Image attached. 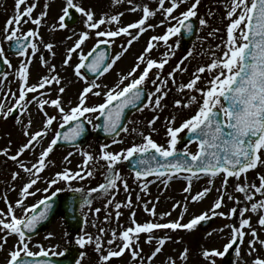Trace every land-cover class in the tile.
<instances>
[{
    "label": "snow or ice",
    "instance_id": "obj_1",
    "mask_svg": "<svg viewBox=\"0 0 264 264\" xmlns=\"http://www.w3.org/2000/svg\"><path fill=\"white\" fill-rule=\"evenodd\" d=\"M120 0H117L119 3ZM186 0H170V6L165 7V0H158V8L163 11L166 20L169 23L167 31L163 35H156L150 37L148 44L139 57H137L138 63L127 73L122 75L120 83L114 88L104 92L105 100L98 105L89 106L87 103L89 94L100 96V91H93L94 89H100L102 86L95 81L88 83L83 88L79 95V102L75 106L65 108L62 103L61 95L65 92V87H59L58 95L56 99H38L35 95L38 89H45L46 85H52L53 83L60 84L61 77L59 73H56V66L50 65V72L54 73L50 76H44L36 84L29 83V65L31 60L22 62L19 66L17 75L20 77L23 87L19 89V97L16 100L14 107H9L7 111L4 110V105L0 104V114L7 117L12 113L16 107L21 109L25 108V105L31 101L27 100L28 93H33V100H36L39 107L43 109L46 105L51 104L58 110L60 118V127L69 124V122L75 121V126L70 128L69 131L61 133L55 132L53 138L48 144L47 148L41 151L37 163L32 167H28L23 160H18L26 150H32L35 147L34 142L39 143L48 134V129L53 125L54 121H57L56 115H48L45 113L46 122L43 130H37L35 133L25 131V135L29 137L27 143L23 144L16 154L10 158L19 164L20 169L29 173L31 177L27 183H25L21 189L20 196L15 201V205L11 202L7 203L8 211L5 213L0 209V250H2L7 244L8 238L11 235L16 236V242L13 245V250L9 253V258L5 264H52L48 259H35V257H47L50 254L49 249H45L40 245L39 252H33L29 244L31 242L30 232L34 231L37 225L47 218L51 204L48 203L51 200L50 196H44L36 204L26 205L25 200L29 196H34L36 192L41 191L39 188L32 189L37 184L38 180L43 179L38 174L42 172L46 167V158L53 151L54 146L57 145L61 139L65 141H75L85 131L84 121L81 117H85L88 123H91V119L86 117V113H99V116L105 117L103 128L105 132L115 133L119 135L118 129L121 128V121L124 116V111L129 106L135 107L144 96V90L141 87L149 77L150 71L155 67L158 70H162L165 64L168 63L167 59L157 60L153 58L145 59V54H150L159 42L168 44L169 39L181 33L182 29H186L188 33L193 31V25L190 22V18L197 16V6L200 0H195L191 7L181 12L179 16L172 15L175 10L180 7V4L185 3ZM131 4L132 0H128ZM21 5L25 7L21 11ZM36 3L28 4L27 0H16V13L15 15L6 21L5 25V39L12 43V46L17 50V53L21 56H28L29 45L25 43L29 37L35 38L39 35V30H28L26 34L18 35L23 22L27 19H32V22L36 25L42 23L43 17L47 15L42 11L36 18H32L33 10L36 8ZM47 7V5H45ZM140 8L139 5L134 7L132 11H136ZM70 9H75L79 13L86 17L85 24L88 30L81 32L77 41L73 47L67 49L66 58L64 59V65H70L73 53L81 49V46L87 41L91 35L90 30H95V37L98 38L96 47L100 44H112L114 38L126 35L130 37L127 40V45L130 47L134 41H138L140 35L148 31V29L155 28L156 25L146 23L149 18L156 15V10L150 9L148 6L142 7V17L132 23H128L126 26L121 25V17L123 13L104 15L100 19L94 18V12L86 10L84 7L79 6L78 3H74V0H66V6L62 9V15L58 18V24L53 27L65 28L67 27L66 18L71 16ZM238 12V15H237ZM227 16L231 22L227 26V41L224 44V50L219 57L213 53V60L210 64L197 68L196 74L186 84H180L181 91L185 89L189 91L199 92L203 97L202 103L197 101L196 96H190L187 103L182 100H176L175 105L180 107H191L193 103H200L199 108L194 115L184 120L179 127L171 126L175 122V117H172L169 121V127L167 129V135L169 137L167 146L158 143L153 139L151 133L143 135V143L133 144L131 147L121 149L119 152L107 151L108 145H104L105 151L102 153V158L106 161L107 172L105 173V182L98 185V187L88 190L89 196L91 193H109L110 190H116L123 185L124 189L128 190V183L124 180L117 170V165L121 161H129L131 158L139 157L135 159V178L136 180H143V190H147L148 184L153 182L147 178L155 176L157 179L163 178L165 181H170L173 176L180 173H188L186 177L188 186L184 189L185 192H191V184L193 178L199 179V174L209 177V184H214L215 178L218 175H223L222 188H226L229 177H235L239 180L242 174L246 175L250 170L256 169L258 166L264 167V0H232L231 8L227 12ZM235 18L233 19L232 17ZM175 20V24H171V21ZM116 24L115 30L105 28L101 30V26ZM161 24L165 21H161ZM201 25L206 23V20L201 19L199 21ZM134 30V31H130ZM135 32V34H134ZM75 34V33H74ZM155 42V43H154ZM32 54L39 50L36 42H32L31 45ZM45 47L49 50L54 48L52 43H48ZM178 47V44H177ZM220 48V45H217ZM128 48L116 54L109 60L107 51H101L96 55L89 63L85 64L89 56L95 51L89 52L87 55L81 52L79 53V63L74 66V72L77 76L87 81V77L81 72V69L87 68L93 73H99L103 75L108 72L121 56L127 52ZM54 55V53H53ZM168 55H174V53H165ZM191 55V53H189ZM0 56H5V49L0 45ZM187 58V57H186ZM185 58V59H186ZM43 60V57H41ZM5 62L10 64V61L5 56ZM47 65V61H44ZM181 64L183 61L180 62ZM141 64L146 66L140 75L126 84L123 88L120 84H123L125 80L137 72ZM186 71L181 69L180 65H177L176 70L170 72L168 77H161L159 71L156 74V79L151 82L157 85L155 92L148 98V104L144 107L154 104L156 107L161 106V101L168 95L165 90L168 78H171L175 82V72ZM215 73L211 79L207 81L206 88L198 87V81L202 79V74L205 72ZM5 77L8 73L3 74ZM159 81V83H158ZM50 90V89H49ZM15 96V93H12ZM44 93H40L43 97ZM152 97H155L153 100ZM24 102L21 104L20 102ZM113 102H116L115 104ZM149 121L150 125L155 124V120ZM31 121H29V125ZM96 127H99L97 125ZM127 132L125 127L122 129ZM187 130L188 143L193 141L197 142L198 149L195 152L189 150L188 147H184L182 150L178 149L177 145L180 141L179 134ZM132 131H137L132 129ZM120 141L113 140V143ZM4 154H8V150H3ZM71 155V153H69ZM85 159L83 161V167L79 171H73L70 168H66L63 171L57 172L55 178L48 180L49 187L56 185L59 181L71 182L73 180H83L85 175L91 177L93 175L92 170H88L85 175H81V172L88 167L89 162L95 163L96 158L90 153H83ZM67 159V158H65ZM35 169V172L33 171ZM19 173L13 174V179H16ZM119 182V183H118ZM236 190L244 193L245 198L248 201H252L257 193L264 196V174L259 175V185H249L247 183L236 185ZM44 192L48 191V188L43 189ZM59 191V189H57ZM77 192L84 191L83 189H75ZM212 191V188L205 187L202 191L197 192L191 196V200L199 202L204 199L207 194ZM56 192L52 193L55 196ZM139 200V196L137 197ZM158 199V198H157ZM229 200H235L233 196L228 197ZM91 199L85 198V204H91ZM109 204L113 201L109 200ZM43 206L41 210L40 206ZM224 205V193L215 200L212 209L203 212L200 215H195L188 222H182L184 213L187 212V205L174 204L175 209L178 206L184 208V212L176 220H169L161 223L159 221H147L139 223L135 219V211L132 212L130 221L131 226L125 228L123 231L117 234L115 229L111 230V239L107 241L108 245H114L117 240L121 241L120 245H116L119 250H113L109 248L107 254H103V248L105 241L101 235L93 237L85 233L76 237V241L80 246L93 245L95 251L100 254V259L104 262H109L111 258L120 257L125 250L131 252L133 258L140 257L142 249L133 247V244H139L140 234L147 235V241L151 243L154 239L157 241L158 246L154 249L149 259H154L158 253L162 251V247L168 240H171V236H164L158 238L155 234V230H192L197 227L202 221H207L212 216H220L231 218L232 216H239L236 225H225V227H231L232 232L229 242L224 246L223 251L219 249H205L202 255L209 260V264H216L214 257H224L230 250H233L237 255L240 254L241 249L234 247L238 243H243V239L246 235L244 229L247 226L251 229L253 239L249 241V254L255 251V244L257 242L256 229L251 227V220L244 217V213L248 211L258 212L264 209V200L257 201L251 204L250 209L244 207L242 211H238L237 207H232L226 213L224 211H217ZM121 203H115V208L119 210ZM133 202L129 196L127 200V207L131 208ZM144 209L149 212L153 217L157 216L155 205L151 208L147 203H144ZM16 208L23 210L22 216L16 215ZM100 209H95L96 213H99ZM117 217L120 212L117 211ZM161 217L170 216L171 212L160 214ZM10 217V219H9ZM109 219V216H105V220ZM258 223L264 226V215H261ZM104 228H100L99 232L105 233ZM211 233H209L210 235ZM49 236L52 233L48 234ZM182 239V238H181ZM264 245V240L260 241ZM52 255H63V253L52 252ZM189 256V249L184 248L181 253V258L187 260ZM83 258V254L81 255ZM76 264H80L79 261ZM140 264H144L141 259ZM168 264H176L174 259H169ZM253 264H264V258L257 257Z\"/></svg>",
    "mask_w": 264,
    "mask_h": 264
},
{
    "label": "rangeland",
    "instance_id": "obj_2",
    "mask_svg": "<svg viewBox=\"0 0 264 264\" xmlns=\"http://www.w3.org/2000/svg\"><path fill=\"white\" fill-rule=\"evenodd\" d=\"M36 3V8L33 10L32 18H36L42 11L46 12L47 15L43 17L42 23L36 25L32 22V19H27L21 25L20 32L18 35L26 34L28 30L38 29L39 35L32 38V42H36L39 50L32 54V50H28V56H11L6 54L8 40L5 39V25L6 21L12 18L15 13L16 0H0V45L5 49V56L10 61V64L6 63L4 75L0 77V104L4 105V110L7 111L9 107H14L16 100L19 97V89L23 87L20 77L17 75L19 66L22 62L31 60L29 65V83L36 84L42 77L50 76L54 73L50 72V65L56 66V73H59L61 77V83L58 85L53 83L52 85H46L45 89H38L35 94L38 99H56L59 87H65V92L61 95L63 106L67 109L70 106H75L79 100V95L84 87L88 83L95 81L102 87L100 89H94L93 91H100V96L89 94L87 103L89 106L98 105L105 100L104 92L114 88L120 83L122 75H125V69L128 73L133 68L134 61H138L139 57L148 44L150 37L156 35H163L167 31L169 26L163 11L158 8V0H132L129 4L128 0H74V3H78L79 6L84 7L86 10L94 12V18L100 19L104 15H113L123 13L121 17V25L126 26L128 23L139 20L142 15V7L148 6L150 9L156 10V15L149 18L146 22L148 24L156 25L155 28L148 29L145 33L140 35L138 41H134L130 47L127 45V40L130 38L126 35L114 38V43L111 44L114 57L120 53L123 48L127 47L128 50L121 58L116 62L113 72L95 80L85 81L80 76H77L74 72V64L79 59V53L81 50L84 54H87L93 47L94 44L98 43V38L95 37V30H90L91 35L87 41L78 49L77 52L73 53L70 65H64L63 61L66 58L67 49L73 47L78 39L81 32L88 30L85 24L86 17L79 13V21L71 27H65L63 29L53 27L58 24V18L62 9L66 6V0H27L28 4ZM195 0H186L185 3L180 4V7L173 12L172 15L179 16V14L189 7ZM232 0H200L197 6V16L194 17L198 20L199 30L195 40L186 49H182L183 40L180 34L172 36L168 44L165 45L163 42H159L157 47L150 53L145 54V59L153 58L159 60L167 59L168 63L162 70H158L155 67L150 71L149 77L146 82L142 85L146 87L149 97L157 85L152 84V80L156 79V74L159 71L160 76L168 77L170 72L176 70L177 65H180L181 69L186 71L175 72V82L171 78H168L165 90L168 95L161 101V106L156 107L154 104L148 107H143L141 110L135 112L128 119L127 125L125 126L128 131H121L119 135L111 139L99 140L96 137H90L84 145H79L71 148H57L54 146L53 151L46 158L47 167L40 172L38 175L43 179L38 180L37 184L32 189H41L36 192L34 196H29L25 200L26 205H32L36 203L39 198L49 195L50 193L59 189L60 191H75V189H83L84 191L78 192L84 198L91 199V204H84L81 207V211L86 218L85 228L78 233L77 236L84 235L85 233L92 235L93 237L101 235L104 243L103 254H107L109 248L113 250H119L116 245H120L121 241L117 240L114 245H108L107 241L111 239V230L115 229L117 234L123 231L125 228L131 226L130 217L133 211H135V219L139 223L147 221H159L161 223L169 220H176L184 208L181 206L173 208L174 204H186L187 212L184 213L183 221L188 222L195 215H200L203 212L212 209L215 200L224 193V205L217 211L228 212L232 207H237L238 211H242L244 207L250 209L251 204L260 200H264V196L257 193L252 201H248L245 198V194L236 190L238 183L249 185H259V175L264 174V167L258 166L254 170H250L246 175L242 174L237 180L235 177L228 178V184L226 188H222L223 175H218L215 178L214 184H209V177L199 174V179L193 178L191 184V192H185L184 189L188 186L186 177L190 174L180 173L173 176L170 181H165L163 178L157 179L155 176H150L147 179L153 181L148 184L147 190H143V180H136L134 172L125 170L121 161L117 165V170L120 172L122 178L128 183V190L126 191L122 184L116 190H110L109 193H91L89 196L88 190L91 188L98 187L99 184L105 182V173L107 172L106 161L102 158V153L105 151L104 145H108L107 151L119 152L121 149L131 147L133 144L143 143V133L147 135L151 133L154 140L158 143L167 146L169 139L167 135V129L169 127V121L172 117H175V122L171 126L179 127V125L190 116L194 115L197 109L202 103L203 97L199 92L189 91L185 89L181 91L180 84L188 83L196 74L197 68L208 65L213 60V53L216 57L222 55L224 50V44L227 41V26L231 22L227 16V12L231 8ZM47 5V7H45ZM137 5L140 6L136 11H132ZM170 6V0H165V7ZM25 6L21 5V11ZM238 15V12H237ZM233 19L235 18L232 17ZM201 19L206 20V23L201 25L199 21ZM161 21L165 23L161 24ZM176 21L172 20L171 24H175ZM110 28L115 30L116 24L101 26V30ZM134 31V30H130ZM75 33V34H74ZM135 34V32H134ZM31 42V43H32ZM52 43L54 48L49 50L45 47L46 44ZM155 43V42H154ZM178 44V47H177ZM31 45V44H30ZM220 45V48H217ZM54 53V55H53ZM165 53H174V55H164ZM191 53V55H189ZM41 55V56H40ZM5 56H3L5 58ZM43 57V60L41 59ZM187 57V58H186ZM186 58V59H185ZM183 61L181 64L180 62ZM47 61V65L44 63ZM123 65L124 68H123ZM145 64H141V67L137 72L125 80L120 87L123 88L128 84L131 79L136 78L140 75ZM120 70V71H119ZM111 71V70H110ZM109 71V72H110ZM119 71V72H118ZM193 74V75H192ZM215 73L205 72L202 74V79L198 81V87L206 88L207 81ZM159 83V81H158ZM50 89V90H49ZM15 93V96L12 95ZM40 93H44L43 97ZM33 93H28L27 100L31 101L25 105L24 109L19 108L18 117H5L0 114V209L5 213L8 211L7 203L11 202L15 205V201L20 196L21 187L28 182L31 175L22 169L19 164L13 161L10 157L17 153L18 149L25 143H27L29 137L25 135V131L35 133L37 130H43L46 117L48 115H56L57 121L53 122V125L48 129L47 136L39 143L34 142L35 147L32 150H26L18 160H23L28 167H32L33 164L37 163L41 151L47 148L58 127H60V118L58 110L51 104L46 105L41 109L36 100H33ZM103 95V97H102ZM190 96H196L197 101L200 103H193L191 107H180L175 105L176 100H182L185 103L188 102ZM154 100L155 97H152ZM24 104V102H20ZM148 104V103H147ZM99 113H86L85 116L91 119V130L96 128V120ZM158 117L155 120V124L150 125L149 121ZM85 119V117H83ZM29 121L31 124L29 125ZM136 129L137 131H132ZM187 130L181 132V137ZM120 141L113 143V140ZM184 147H188L190 151L195 152L198 149L197 142L186 144ZM7 149L8 154L5 155L3 150ZM90 153L95 158V163L89 162L87 168L81 172V175H85L88 170L93 171V175L88 177L85 175L83 180H73L71 182L59 181L56 185L49 187L48 180L55 178L57 172L63 171L66 168H70L73 171H79L83 167V161L85 159L83 153ZM71 153V155H69ZM67 158V159H65ZM35 172V169H33ZM19 173L16 179H13L14 173ZM119 183V182H118ZM205 187L212 188L207 196L195 202L191 200V196L197 192L202 191ZM48 188L47 192L43 189ZM77 192V191H75ZM131 197L133 206L127 207V200ZM139 196V200L137 197ZM233 196L235 200H229L228 197ZM158 198V199H157ZM112 200L113 203L109 204L108 201ZM121 203V208L117 210L115 203ZM144 203L148 204L151 208L155 205L157 216L153 217L149 212L144 209ZM99 208V213L95 212V209ZM117 211L120 212L117 217ZM171 212L170 216L161 217L160 214ZM23 210L21 208L16 209V215L22 216ZM108 215L109 219L105 220V216ZM261 215H264V209L258 212L248 211L244 213L245 218L251 220V227L256 229L257 242L255 244V251L249 254V241L253 239L251 229L247 226L244 231L246 233L243 243L239 244L241 249L240 254L237 255L233 250L231 252V264H253V261L257 258H264V245L260 241L264 240V226H261L258 221ZM240 217L232 216L231 218L212 216L208 226L200 228L199 225L192 230H166L160 231L155 230V234L158 238L164 236H171V240H168L162 247V251L156 255L154 259H149L154 249L158 246L157 241L154 239L151 243L147 241L146 234H140L139 244H133L134 248L142 249L140 257L133 258L131 252L125 250L120 257L111 258L110 264H140V260L144 261V264H168L169 259H174L176 264H209V260L206 259L202 252L205 249H219L223 251L224 246L229 242L232 228L225 227V225H236ZM10 219V217H9ZM54 226L49 228L42 235L36 236L32 239L31 245L32 250L39 249L38 244L40 243L44 248L50 250V252L60 253L68 247L70 242L76 243V237H70L63 223V218H59L53 223ZM104 228L105 233H100L99 229ZM52 233L51 236L48 234ZM209 233H211L209 235ZM0 233V236H3ZM182 238V239H181ZM16 236L11 235L8 238L7 244L0 250V262L5 261L9 257V253L13 250V245L16 242ZM2 242V241H0ZM48 245V247H46ZM80 246V245H79ZM83 254V258H79L80 264H109L100 259V254L95 251V246L85 245L80 246ZM184 248L189 249V256L187 260L181 258V253ZM216 264H223L222 257H214Z\"/></svg>",
    "mask_w": 264,
    "mask_h": 264
},
{
    "label": "water",
    "instance_id": "obj_3",
    "mask_svg": "<svg viewBox=\"0 0 264 264\" xmlns=\"http://www.w3.org/2000/svg\"><path fill=\"white\" fill-rule=\"evenodd\" d=\"M73 14H75V17L77 16V13L75 12V10L73 11ZM68 19H70V17H68ZM68 23H72V21H68ZM195 33H196V22L194 21L193 31L188 34V38L186 39V42L191 41L193 39ZM25 43L27 44V41H25ZM101 51H107V53H109V51H110L109 45L100 44L99 47H95V51L92 53V55H98ZM87 62H88V60L86 61V63ZM105 63H107V61H105ZM89 74L91 76L100 75L99 73H93V72H89ZM143 90H144V96L141 98V101L135 107L129 106L128 108L125 109L124 116H123L122 121H121V128L118 129V132L124 128L130 114L135 112L136 110H138L147 101V93H146L145 89H143ZM115 103L116 102H114V104ZM104 121H105V117L99 116V123H98L99 127H98L95 135L100 136L101 138H103L105 136L115 135V133L105 132V130L103 128ZM64 131L65 130H63L62 132H64ZM88 136H89V130L87 132H85L82 137L79 136L80 138H77L76 142L79 141V143H84ZM181 141H182V143H184L185 141H188V134ZM182 143L179 144V147L182 145ZM70 144H74V141H65L64 140L62 143H60V145H70ZM137 158H139V157L137 156V157L131 158L129 161H126L125 166L127 168L135 171L136 170L135 159H137ZM52 200L56 201L55 207L51 209L49 216H48V219L46 221L40 223L37 226V228H36L37 232L41 229V227H43V228L47 227L49 225V223H51V221L57 217L58 214H63L65 216L66 224L69 227L77 228V227L81 226L82 218L78 213V206H79L81 199L77 196V194L59 193V194L53 196L49 202H51ZM78 254H79V252L77 249L71 248V249L67 250L63 256L56 258V260L58 262L52 261V264H75V261L78 257Z\"/></svg>",
    "mask_w": 264,
    "mask_h": 264
}]
</instances>
